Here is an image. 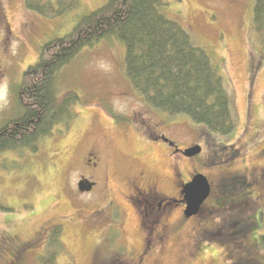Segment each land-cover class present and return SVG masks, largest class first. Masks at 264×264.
<instances>
[{
  "label": "rangeland",
  "instance_id": "obj_1",
  "mask_svg": "<svg viewBox=\"0 0 264 264\" xmlns=\"http://www.w3.org/2000/svg\"><path fill=\"white\" fill-rule=\"evenodd\" d=\"M107 1L80 0L73 11L50 19L27 11L24 0H0V84H7L9 100L0 106V124L14 113L13 85L20 84L27 68L37 62L43 45L68 34L82 15ZM253 5L254 0H181L166 8L216 61L231 100L236 125L229 135L209 132L180 116L175 117L180 125L164 128L181 149L190 143L201 146L200 161L172 157L162 145L147 141L150 129L145 128L150 121L157 128L158 115L125 77L124 46L118 40H102L82 50L60 72L58 90H72L80 98L73 106L75 120L68 128L56 126L35 153L0 155V237L25 242L43 234L38 243L45 244L24 255L21 264H40L41 255L36 252L50 255L54 251L50 235L59 226L56 264H133L149 228L148 223L141 224L137 199L129 200L131 182L143 171L159 181L162 195L177 197L172 158L179 161L183 180L197 172L213 182L221 170L227 175L264 168V54L253 31ZM101 60L107 71L97 68ZM131 116H136L138 127L129 120ZM212 143L236 156L228 163L206 167L203 163L213 156ZM91 147L101 153V171L96 174L87 171L83 158ZM90 174L95 189L79 192L80 176ZM216 185L212 184L213 194L219 188ZM251 194L253 205L243 215L263 209L255 213L253 234L247 237L254 255L235 254L232 241L218 237L200 242L196 249L190 229L194 220H183L177 209L161 218L171 225L169 236L151 245L155 249L143 264H264L259 241L264 235V185L251 188ZM199 216L200 222L219 221L207 208ZM236 217L226 214L225 219L232 222Z\"/></svg>",
  "mask_w": 264,
  "mask_h": 264
},
{
  "label": "trees",
  "instance_id": "obj_2",
  "mask_svg": "<svg viewBox=\"0 0 264 264\" xmlns=\"http://www.w3.org/2000/svg\"><path fill=\"white\" fill-rule=\"evenodd\" d=\"M180 1L108 0L82 15L68 34L44 44L37 62L12 87L14 113L0 124V155L35 153L56 126L68 128L80 98L72 90H58L59 74L82 50L110 39L124 46L125 77L150 110L187 117L217 135L231 134L236 124L218 64L182 23L166 13L170 3ZM79 5L80 0H24L27 11L50 19ZM253 31L264 54V0H254ZM235 155L230 153L222 163ZM59 229L50 235L54 251L39 256L40 264H56ZM259 241L264 248V235Z\"/></svg>",
  "mask_w": 264,
  "mask_h": 264
},
{
  "label": "flooded vegetation",
  "instance_id": "obj_3",
  "mask_svg": "<svg viewBox=\"0 0 264 264\" xmlns=\"http://www.w3.org/2000/svg\"><path fill=\"white\" fill-rule=\"evenodd\" d=\"M7 30L8 34H10L9 27ZM150 111L153 114L157 113L158 116H155H157L159 121L157 123L158 129L154 127V124L151 123V121V126L145 128L147 130L150 129L149 132H147V141L162 145L172 157L176 156L180 159L187 160H198L200 158H197L198 155L193 157H187L184 155L185 150L197 146L198 144L190 143L185 148L181 149L169 137H167L166 130L164 129L165 127L176 126L177 124L180 125L174 117L165 118L162 116V118V113L154 112L152 110ZM135 117L136 116H131L129 120L134 126L138 127ZM210 147H213V156L211 155L212 157L206 159L203 163L206 167L210 168L214 163L223 162L224 158H227V156L230 155L226 153L225 148L224 150H220L221 148L214 143L210 144ZM217 151H219V154L216 153ZM235 156H233V158ZM83 158L88 172L96 174L101 171V153L98 149L92 147L87 149L84 152ZM233 158L231 160H233ZM198 161H200V159ZM178 162L177 159L172 158L173 179L175 180L176 188H178L177 197L169 198L162 195L158 191L159 181L147 177L143 171H140L135 177V180L131 182L130 189L132 191V197H130L129 200L132 201L134 198L137 199L136 206L138 207L137 211L141 218V224L143 223V225H145V223H148L146 228H149V233L146 237H143L141 253L138 255V258L133 261V264H143L155 249V247L151 245L161 243L168 238V232L171 225L161 222V218L171 215L173 211L177 209L181 212V218L183 220H194L190 229L192 231L191 240L193 239L192 241L195 244L196 249H199L200 242L214 241V239L218 237L224 240H231L233 243L232 250L235 254L254 255V251L251 250L253 247L247 241V237H250L253 234V228L256 224L255 218L257 217V214L255 213L262 208L254 209L255 211H253L250 216L246 215L245 217L243 214H245L244 210L250 203L253 205L254 200L251 194V188L258 185H264V168L260 167L255 171L247 173L233 172V174L227 175L224 170L223 172L221 170L219 178H217V181L213 182L205 177L210 187V194L196 213L188 217L185 212L187 209V189L194 178L202 174L194 172L187 180H183V175L179 168L180 164H178ZM91 177L92 174H90L89 177L80 176L79 181H87L88 183L93 184L91 189V191H93L97 184L91 179ZM214 183H217L216 187H219L215 194H213L212 188V184ZM206 208L209 209L211 214L218 217V222H216L215 219L209 222L199 221L201 218L199 215ZM226 214H237L239 217L236 218L239 219H232L233 221L230 222L228 219H225ZM119 215L121 216L120 213ZM157 228L158 230L155 231ZM119 234L121 236V233ZM37 235L33 239L29 238V240L25 242H20L17 237L1 236L0 264H21L24 260V255H28L31 251L33 252V249L42 244V241L41 243L38 242L43 234L39 236ZM44 245H41L42 249L44 248ZM35 255H42V252H36ZM240 259L241 260L239 261L243 260V258ZM239 261H236L235 263H239Z\"/></svg>",
  "mask_w": 264,
  "mask_h": 264
},
{
  "label": "water",
  "instance_id": "obj_4",
  "mask_svg": "<svg viewBox=\"0 0 264 264\" xmlns=\"http://www.w3.org/2000/svg\"><path fill=\"white\" fill-rule=\"evenodd\" d=\"M201 148L199 146L192 147L184 151V155L187 157H193L200 153ZM93 184L87 181H80L78 183V190L81 193L90 192ZM210 194L209 184L204 176H197L191 182L187 189V209L186 215L189 217L196 213L202 203Z\"/></svg>",
  "mask_w": 264,
  "mask_h": 264
},
{
  "label": "clouds",
  "instance_id": "obj_5",
  "mask_svg": "<svg viewBox=\"0 0 264 264\" xmlns=\"http://www.w3.org/2000/svg\"><path fill=\"white\" fill-rule=\"evenodd\" d=\"M97 68L102 71L108 70L106 62L102 60L97 62ZM8 103V86L6 83L0 84V106H6Z\"/></svg>",
  "mask_w": 264,
  "mask_h": 264
}]
</instances>
